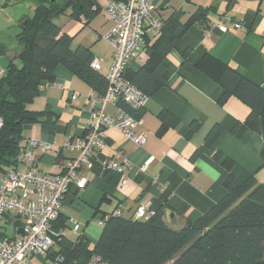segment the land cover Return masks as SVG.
<instances>
[{"label":"crops","instance_id":"obj_1","mask_svg":"<svg viewBox=\"0 0 264 264\" xmlns=\"http://www.w3.org/2000/svg\"><path fill=\"white\" fill-rule=\"evenodd\" d=\"M107 1L99 0L101 9ZM4 3L5 0L0 1V20L6 16L9 6L17 2ZM152 3V16L163 21L171 17L185 22L198 8L206 9V21L190 25L164 57L166 83L148 96L140 111L142 124L136 128L145 133V142L139 146L116 128L104 130L106 145L103 151L94 156L90 166L83 165L79 171L87 179L86 186L81 190H70L63 198L60 214L80 226L79 230L72 231L68 223L62 231L66 237L74 238L79 233L88 237L84 231L90 221L116 208L122 216L132 217L136 208L142 206L149 215L160 207L165 190L168 203L164 214L169 223L199 218L225 194L223 180L228 172L213 159L216 151L233 162L231 173L236 177L244 179L254 174L257 182H264L261 157L264 142L243 123L249 110L247 105L232 94L221 102L223 89L217 82L198 69L181 67V52L189 48L195 56L212 55L264 88V0H152ZM27 6L26 12L22 10L9 16L7 27L13 30L15 39L20 18L32 13L33 8L28 2ZM68 13L69 10L64 13L60 26L57 24L61 33L72 37L73 49L79 45L89 47L93 56L101 59L100 73L105 75L113 48L103 35L112 27L113 21L102 10L88 23L82 18H70ZM218 19L225 24L241 22L243 27L221 31L212 26ZM147 30L146 38L153 41L157 33L150 28ZM3 34L0 27V35ZM0 47L5 51L0 52V70L4 71L9 56L19 46L17 40L12 48L0 40ZM146 58L142 51L129 63L128 71L138 70ZM96 96L98 94L87 82L64 66H55L53 81L46 84L31 103L35 111L46 109L56 117L53 131H43L39 123L23 128L22 144L33 138L46 145V150L32 149L40 172L61 173L69 160L76 157L77 152L61 148V145L67 139L75 141L83 136L97 107ZM1 97L0 92V100ZM114 111L113 103H105V114L112 115ZM192 122L196 124L193 131L190 130ZM215 125L220 126L221 133L211 147H206V134ZM196 150L199 154L192 159ZM111 161L119 163L122 179L103 199V187L96 180L100 179L109 189L101 172L103 164ZM124 161L127 164L124 165ZM142 165H145L143 171ZM18 226L19 221L13 214L5 215L1 221L2 231L8 235H14ZM98 236L93 240L88 238L94 243ZM36 260L42 264L35 257L33 264ZM46 264H51L49 254Z\"/></svg>","mask_w":264,"mask_h":264},{"label":"trees","instance_id":"obj_2","mask_svg":"<svg viewBox=\"0 0 264 264\" xmlns=\"http://www.w3.org/2000/svg\"><path fill=\"white\" fill-rule=\"evenodd\" d=\"M10 1L5 0L4 4ZM26 1L33 8L32 13L20 18L16 34L19 47L9 56L0 75V175L16 165L25 125L39 123L43 131H53L56 117L46 109L35 111L31 103L53 81L56 65L87 82L98 96L107 87L105 75L90 67L94 58L90 48L79 45L73 49L72 37L61 33L54 21L69 10L70 18H82L88 23L101 10L99 0ZM159 20L157 37L153 41L146 35L143 38L145 62L135 72L128 68L125 71L130 83L147 96L165 85L164 57L190 25L206 21V9L198 8L185 22L171 17ZM0 52H5L2 47ZM181 67L198 69L217 82L223 89L221 102L231 94L244 102L249 110L243 123L264 142V88L212 55L195 56L189 48L181 52ZM117 106L135 118L140 117L142 108L133 109L122 100L117 101ZM195 128L192 122L190 130ZM220 133V126H213L206 134L205 146L211 147ZM198 154L199 150L194 151L191 158ZM261 157L264 162V147ZM213 159L228 172L223 180L225 194L199 218L169 223L164 214L168 203L165 190L160 207L150 215L124 217L114 214V210L101 215L100 234L91 243L84 233L74 238L64 236L62 231L69 220L58 212L50 224V230L56 234L50 260L61 256L63 264H87L92 255H97L108 264H264V182H257L254 174L244 179L233 175V162L218 151ZM101 176L109 187L106 189L100 179L96 180L103 187L104 199L118 186L122 173L103 167Z\"/></svg>","mask_w":264,"mask_h":264},{"label":"built area","instance_id":"obj_3","mask_svg":"<svg viewBox=\"0 0 264 264\" xmlns=\"http://www.w3.org/2000/svg\"><path fill=\"white\" fill-rule=\"evenodd\" d=\"M152 0H108L102 11L113 21L112 27L103 35V38L113 48L112 60L105 74L107 87L102 96L94 99L97 107L92 112V122L85 134L75 140H65L61 148L77 152L76 157L69 160L61 173L47 174L37 169L32 149L46 145L37 139L30 138L19 146L15 161L16 165L8 167L0 176V264H33L32 259L38 258L45 264L46 257L51 253L53 236L50 230L51 222L56 218L62 207L63 198L70 190H81L87 184V179L80 175L83 165H91L97 152L103 151L106 140L104 130L116 128L126 139L142 145L146 136L136 128L141 126V118H135L124 109L117 106L122 100L133 109L144 107L148 96L139 91L125 77L129 63L143 51V38L147 35V28L157 32L161 22L152 16ZM212 26L221 31L241 29V22L231 21L225 24L218 19ZM90 67L101 71L102 61L93 58ZM0 70V75L2 74ZM115 105L112 115L103 112L105 103ZM127 164L124 161V165ZM103 167L119 169L116 162H108ZM140 169L143 171L145 165ZM114 214H120L116 208ZM13 214L19 221L18 230L14 235L3 234L1 221L5 215ZM152 213H149V215ZM146 209L136 208L135 218H142ZM74 231L79 230V224L70 220ZM103 224V219L98 218ZM51 264H63V258L56 256ZM87 264H108L99 256L92 255Z\"/></svg>","mask_w":264,"mask_h":264},{"label":"rangeland","instance_id":"obj_4","mask_svg":"<svg viewBox=\"0 0 264 264\" xmlns=\"http://www.w3.org/2000/svg\"><path fill=\"white\" fill-rule=\"evenodd\" d=\"M2 1V0H0ZM27 1L24 0H20L18 1L16 4H13L11 6H9V8L7 9L6 12V16L1 18V23H0V27H2L3 32H5V34L0 35V40L1 42L5 43L6 45L10 46L11 48L15 45L16 43V39L13 36V30L9 29L7 27V24L9 23V16L13 15L15 12L17 14H19L22 10H24V12H26L27 9ZM65 14H60L59 16L55 17V23L59 24L60 26V22L63 20ZM19 28H17V32H18ZM12 36V37H11ZM72 223L69 221V226L72 228ZM101 229V225L98 223V219L92 220L90 221L88 227L86 228V231H84L88 237L90 239H94L95 236H98L99 232ZM73 231V229H72ZM71 235H73L72 233H69ZM90 234V235H89ZM94 236V237H93ZM91 240V241H92ZM39 261L36 260V264H41Z\"/></svg>","mask_w":264,"mask_h":264}]
</instances>
